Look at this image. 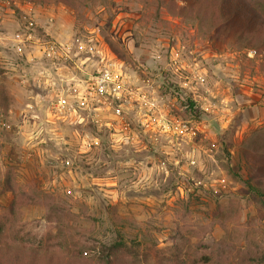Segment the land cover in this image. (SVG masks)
I'll list each match as a JSON object with an SVG mask.
<instances>
[{
	"label": "rangeland",
	"instance_id": "obj_1",
	"mask_svg": "<svg viewBox=\"0 0 264 264\" xmlns=\"http://www.w3.org/2000/svg\"><path fill=\"white\" fill-rule=\"evenodd\" d=\"M77 4L0 0V236L264 264L261 55L158 0Z\"/></svg>",
	"mask_w": 264,
	"mask_h": 264
},
{
	"label": "trees",
	"instance_id": "obj_2",
	"mask_svg": "<svg viewBox=\"0 0 264 264\" xmlns=\"http://www.w3.org/2000/svg\"><path fill=\"white\" fill-rule=\"evenodd\" d=\"M34 1V0H32ZM45 2L46 0H37ZM76 9L79 0H54ZM108 1V0H104ZM166 4L173 15L190 17L202 28L208 29L222 45L233 44L237 49L252 48L261 55L264 70V0H158ZM255 165L264 159V153L252 152ZM255 176L259 174L252 166ZM256 194L264 196V183L259 181L253 187ZM36 191V190H35ZM33 191L29 198L27 193H19L30 199L40 198L41 192ZM18 197L17 190L15 191ZM32 194V193H31ZM115 249V250H114ZM123 240L115 242L106 254L88 255L86 252L72 248L47 247L23 242H14L0 236V264H190L173 260L151 259L145 256H122L116 251L124 250ZM260 264V263H257Z\"/></svg>",
	"mask_w": 264,
	"mask_h": 264
}]
</instances>
